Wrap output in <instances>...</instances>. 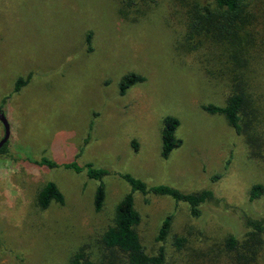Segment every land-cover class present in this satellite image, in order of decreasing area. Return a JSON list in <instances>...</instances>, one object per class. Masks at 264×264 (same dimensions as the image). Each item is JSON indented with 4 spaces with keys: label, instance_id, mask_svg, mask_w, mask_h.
Segmentation results:
<instances>
[{
    "label": "rangeland",
    "instance_id": "374dc122",
    "mask_svg": "<svg viewBox=\"0 0 264 264\" xmlns=\"http://www.w3.org/2000/svg\"><path fill=\"white\" fill-rule=\"evenodd\" d=\"M204 8L213 0H0V110L10 127L0 154V264H70L80 247L94 264L109 262L100 236L129 191L119 173L214 195L194 218L187 203L134 193L141 243L148 254L162 247L163 264H264V233L248 235L246 225L264 226V192L248 197L264 186V78L249 82L257 70H245L252 103L241 134L203 110L223 105L243 73L222 38L195 25ZM128 73L144 80L120 94ZM18 78L26 82L15 91ZM166 115L179 119L181 145L163 158ZM43 156L106 168L101 209L85 170L28 160ZM48 181L64 201L42 209L36 195ZM167 215L170 232L158 241ZM229 235L234 251L224 248Z\"/></svg>",
    "mask_w": 264,
    "mask_h": 264
},
{
    "label": "trees",
    "instance_id": "16d2710c",
    "mask_svg": "<svg viewBox=\"0 0 264 264\" xmlns=\"http://www.w3.org/2000/svg\"><path fill=\"white\" fill-rule=\"evenodd\" d=\"M205 13L198 16L195 25L203 24L206 29L223 40V48L229 61L243 69V73L233 80V91L223 105L207 103L203 110L210 114H220L236 133L241 134L244 129V114L251 106V93L248 90L246 75L252 67L257 74H250L249 82L261 83L264 78V0H213L212 10L203 9ZM197 27V26H195ZM87 42L90 36H87ZM224 55V52H223ZM258 67V68H257ZM245 70L247 72L245 73ZM240 77V79H238ZM245 77V78H244ZM143 76L136 73H128L122 76L119 82V92L124 94L126 90L137 82L143 81ZM26 82L18 78L14 90L18 91ZM254 108H252L253 110ZM179 119L173 115H166L162 120L161 151L163 158H168L171 151L181 145V140L176 136ZM7 143V142H6ZM6 143L0 148V154H6ZM133 144L136 145L133 141ZM28 160L41 167H63L75 171L85 170L89 179L98 182L94 192L93 203L95 209H101L105 199L104 176L109 174L106 168L95 167L90 163L79 166L75 161L58 163L47 157ZM119 176L129 185V191L118 201L114 211L112 224L107 226L101 236L100 242L104 250L111 252L110 261L103 264H163L165 252L160 247L156 254H148L137 232L140 223V213L134 206V193L142 195L154 194L168 196L175 202L188 204L190 215L194 218L201 217L203 207L214 195L209 189L185 192L168 184L148 185L145 181L134 177L130 173H119ZM264 192V186L260 183L253 184L249 189V201L259 198ZM64 195L52 182H46L37 192V205L45 209L52 202L63 203ZM172 216L167 215L159 228L157 240H165L171 229ZM248 235L263 234L264 226L258 220H247ZM174 244L179 248L184 244V239L176 237ZM238 247V239L229 235L224 241L227 251H234ZM70 264H94L90 261L83 247L75 250L70 257Z\"/></svg>",
    "mask_w": 264,
    "mask_h": 264
},
{
    "label": "water",
    "instance_id": "95a60500",
    "mask_svg": "<svg viewBox=\"0 0 264 264\" xmlns=\"http://www.w3.org/2000/svg\"><path fill=\"white\" fill-rule=\"evenodd\" d=\"M0 121L4 126V135L2 137V139L0 140V148L7 142L8 138H9V134H10V127H9V122L4 114V112H2L0 110Z\"/></svg>",
    "mask_w": 264,
    "mask_h": 264
}]
</instances>
